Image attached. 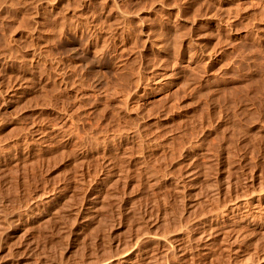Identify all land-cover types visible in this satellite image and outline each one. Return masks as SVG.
Wrapping results in <instances>:
<instances>
[{
	"label": "rangeland",
	"instance_id": "374dc122",
	"mask_svg": "<svg viewBox=\"0 0 264 264\" xmlns=\"http://www.w3.org/2000/svg\"><path fill=\"white\" fill-rule=\"evenodd\" d=\"M263 13L264 0H0V91L2 90L0 93V117L2 118H0V212L2 213V215L0 213V218H2L0 219V264H133L136 260L141 261L147 258L143 256L145 254L151 259L154 256V262L151 261V263L153 262L152 264L155 261L156 264H191V262H193L192 264H197L199 260L198 264H217L218 262V264H222V260L224 262L229 261L231 264L236 257L240 261L241 259L239 258H242V256V259H244L242 261H245L244 263L240 261L242 264L251 260L250 264H254L257 261V256L260 255L261 258H264V252H262L264 243L261 238H256L263 237V231L261 233L263 234L262 236L258 234L260 233L259 231L255 232L256 234L249 233L250 235L246 236L245 239L240 238V242L237 241L238 243L234 244L236 248V252H234V250L231 251L230 247H227L230 244L226 232H218V235V233H215L217 230L213 232V230L209 229L210 224H212L210 223V218L225 209L228 197L232 198V201L234 199L238 200L254 190L256 186L258 189L260 186L264 187V148L262 149L264 139H260L264 138V112L263 116L261 115L264 108L260 105V103L264 102V95L256 94L260 87L262 90H259V92H264L262 88V86L264 87ZM122 16H124L123 19L125 17L126 19L123 20ZM259 16L263 18V21L257 18ZM169 18L170 20L172 19L171 22L174 21L173 25L169 22ZM252 21L255 23H252ZM172 26L174 28H171ZM254 27H262L261 38L258 36L259 39H257V36H251ZM168 29L169 31H167ZM163 34H167L168 37ZM133 80L134 82H132ZM247 87L251 90L249 89L250 91H248ZM215 88H220L223 95L220 90ZM255 88L258 89L254 90ZM209 89L220 93L211 91L214 95L212 96L209 93ZM222 89L225 92L229 89L230 91L228 90L227 93H233L235 90L236 92L234 93H237L235 98L230 97V95L234 97V93H228L229 96L227 97L231 98L229 100L235 99L234 101L237 103L236 99H238L242 91H245L243 92L244 94H241L243 98L240 97L243 102L244 100H249V102L251 100L254 103L255 100H259L258 104L255 101L254 106L256 105L255 107H257L258 105L257 111L260 106L261 113L260 110L258 112L260 117L257 115L259 118H263V120H259L261 124L263 122V126L259 125V132L257 130L252 131V133L255 132V135L257 134L255 138L257 140L259 138V140H255L251 136L253 135L252 133L244 136L248 140L251 139L248 137L253 139L249 140L252 141L251 144L247 142L248 145L246 147L245 143L247 140H244L245 138L239 137L241 139L238 140L236 136L233 137L232 134H229L231 132L226 133L227 130L223 127V132H225L222 137L225 139V136H227V140L220 139V142L222 143L223 140L224 144L218 143L222 132L219 133V138L216 136L218 140L214 137L219 135L218 133H210L205 139L208 140L207 137L209 138L213 134V138L211 137L209 142L212 143L214 141L219 145L217 143L215 145L213 142L214 147L212 146L211 148V144L207 141L205 146L207 145L211 149L209 147L207 149L206 146L204 152L208 154L203 155L202 153V156H200L198 154L199 151L196 150L197 144L202 141L196 130L198 123H195L196 126H194V122H198L199 119L196 116V111L198 113L200 106L206 107L207 103L213 99V103H216L217 107L220 105L223 112L225 110V114L230 112L234 101L230 104L232 105L231 107L226 101L224 102L228 104L226 107L224 106L225 104H221L222 100L224 101L227 98L225 97L227 93L224 95L225 92ZM240 89L241 91L239 92ZM251 93H255L253 96H256L246 97L249 96L248 94L251 95ZM220 94L225 98L223 97V99H219V102H215L218 101L215 98H221ZM260 96L263 98H260ZM257 97L260 99H256ZM199 98L201 101L205 100L202 101L203 105L200 103ZM198 99L200 102H197ZM204 102H206L205 105ZM214 104L207 105L213 107H209L212 112L216 107ZM228 106L230 111L227 109ZM190 112L192 114L195 112V116H192ZM184 114L186 115V120H193V122L188 120L192 124L183 119ZM188 114L192 118H188ZM243 116L246 118V115ZM194 118L195 120L198 118L197 121H194ZM181 120H185V122L183 123ZM180 121L184 127L186 123L188 125L191 124L190 128L188 125L186 126L192 131V134L194 133L193 138H190L192 137L191 131L186 130V127L180 131V127H182ZM185 131L186 133H184ZM181 133H184L185 136ZM151 135H153L152 138L157 136L156 139L158 141L155 140L154 142L150 137ZM186 135L188 136L186 137ZM230 135L234 140H238H232L235 146H229L231 142ZM182 136L184 137L182 138ZM141 138L143 142L145 141L144 143ZM186 138L187 141L188 138L191 139L189 140L190 142H186ZM148 139L150 140V146L153 142L152 147H148L149 144H146ZM165 139H168V142ZM183 139H185V142L182 141ZM138 140L141 141L139 143L140 146L138 145ZM161 141L165 142L163 144L165 147H162L164 150L161 148ZM193 141L197 143V146H195ZM225 141H230L227 142L228 144L226 143L229 148H225ZM181 142L182 144L185 143V145H181ZM191 142L192 144L194 143L196 148L191 146ZM142 143L144 145H141ZM186 143L190 145L188 146ZM239 143H244V146ZM252 143L255 146L259 145L261 149L259 150L260 147L256 146L258 149L256 148L257 150H255ZM135 144L141 151L145 146L142 151L143 156L140 150L135 148ZM236 144L245 149L242 148L241 151L240 147L238 151L239 147ZM217 145L218 147L215 148ZM182 146H186L188 149ZM156 147L159 148L158 151L161 148L160 152H163H155L157 150ZM169 147L175 150L171 151ZM222 147L225 148V151L221 149ZM233 147L234 150L231 149ZM213 148L215 152L217 151L216 153L212 150ZM217 148L219 150H215ZM235 148L237 151H235ZM248 148L252 149L251 153L253 155L246 150ZM151 149H154V151ZM228 149L232 151V156L236 153L238 157L236 154L235 158L230 156V153L227 155L228 152L226 151ZM124 150L125 153L122 152ZM135 150L138 155H136ZM210 150L215 155H218L219 159L214 154L210 156L212 154L209 153L211 152ZM164 151L166 153L171 151L169 153L171 156H168ZM242 153H244V156ZM222 154L224 155L222 156ZM161 155H166L167 157H161ZM251 156L253 160L255 159L254 161L248 160ZM133 157L137 161H134ZM159 157H161L160 160ZM221 158H223V161ZM230 158L238 163L243 161V164L240 162L243 167ZM237 158H240V160L237 161ZM245 158L246 161H244ZM231 160L233 163H231ZM247 161L248 163H246ZM227 162L230 164L228 165ZM255 162L261 166H257ZM253 163L254 165H252ZM140 164L144 166L140 167ZM239 165L241 168H239ZM247 166L250 169H254L252 171L255 173L250 172L251 170L248 168L249 171L246 168ZM129 167L130 169L128 170ZM238 169L241 171L243 169V171L240 172ZM246 169L247 172L244 171ZM261 171L262 175L260 177ZM244 172L248 173L247 176L252 174L251 177L245 176L247 181L243 179L244 175H246ZM148 173L151 174L149 175ZM201 173H204L206 178ZM200 174L202 177L199 176ZM232 174L234 175L233 177ZM238 176L242 178L239 179ZM219 177L222 183H219ZM214 179H219V182ZM215 182L221 185H218V187ZM256 182H259V184ZM228 184L227 189L225 186ZM233 184L236 189L231 190V187L235 188ZM250 184L251 187L253 184L254 188L251 191ZM220 186H223V189H220ZM245 186L249 188L247 192H245ZM216 188L219 189L218 193H215ZM226 190L229 191L226 192ZM220 191L227 195L222 194ZM224 197L227 203L223 202L225 200ZM41 202H44V204ZM216 202L219 204L222 202V206L217 207L218 204ZM223 205L224 209L221 208ZM210 208L213 209L211 210ZM213 210L217 211L214 212ZM210 214H213V216ZM197 217L199 219H196ZM3 218L6 220H3ZM180 220L182 224L178 223ZM175 221L178 224L175 225ZM207 222L209 225H207ZM201 223L205 224L206 227H203ZM195 226L197 227L195 228ZM184 227L188 228L185 229ZM207 227L208 229H205ZM202 229L207 232H204L205 236L203 235L207 242H203L201 238H199L200 242L197 240L202 233ZM165 234H169L167 236L176 242V245L182 241L180 242L181 245L179 244L181 251L188 244H192L193 246L191 245V247L193 249L188 250L190 247L188 245L185 248H188L187 253L185 249L182 251L183 253L180 250L176 252L172 249L170 250L169 241H165L167 240ZM206 234H211V238ZM222 235H225L226 238L222 237ZM155 236L157 237L155 238ZM214 237L216 240H213ZM204 238L202 239L204 240ZM161 239L165 242V245ZM222 239H226L227 242L222 241ZM256 239L262 242L259 243V245L262 244L260 247L258 242L255 243ZM158 240L160 241L159 243ZM247 240L251 245L247 243ZM137 242H140L139 246ZM174 242L172 244H175ZM184 242H186V245H184ZM225 244L229 249H227L228 252L231 251L227 256H230V258L234 257V259L227 258L226 249L222 248L225 247ZM183 245L185 246L184 248ZM247 245L250 246V249ZM257 245L258 248H254ZM239 247L242 251L237 249ZM212 248L217 251V255L221 251L225 253H222L224 257L219 255L221 258L223 257L222 260ZM165 249L166 252L170 250L166 255ZM255 249L262 253L258 251L257 253ZM202 250L203 252L206 251L204 252L205 254L201 253ZM244 250L245 252L243 253ZM249 251L255 252L254 262L251 259L253 254H247ZM180 252L183 256L186 253L184 256L186 259L183 258L182 254L178 255ZM207 252L212 258L210 255L208 256ZM237 252L239 253L237 254ZM234 253L235 255H233ZM139 256L141 258H138ZM166 257L169 258L168 261H166ZM201 257L204 258L202 259ZM225 257L227 258L226 260H224ZM128 258L134 260L131 261ZM245 258L246 260H251L246 261ZM119 259L122 263H119ZM125 259L130 261L123 263ZM187 259L189 262H187ZM214 259L219 261L216 260L214 262ZM206 260H210V262L208 261V263ZM230 260L233 261L231 262ZM238 260L237 262H239ZM260 260L255 262V264L258 262V264H264V260ZM138 261L134 264H139ZM237 262L235 260L234 264Z\"/></svg>",
	"mask_w": 264,
	"mask_h": 264
},
{
	"label": "bare ground",
	"instance_id": "6f19581e",
	"mask_svg": "<svg viewBox=\"0 0 264 264\" xmlns=\"http://www.w3.org/2000/svg\"><path fill=\"white\" fill-rule=\"evenodd\" d=\"M205 1H206V0H205ZM10 2H11V1H10ZM15 2H16V1H15ZM23 2H24V1H23ZM167 4H168V3H167ZM14 5H15V4H14ZM201 7H202V6H201ZM207 7H208V6H207ZM51 10H52V9H51ZM201 13H202V12H201ZM107 14H108V13H107ZM121 14H122V13H121ZM263 14H264V13H263ZM263 14H262V16H263ZM122 15H123V14H122ZM195 15H196V14H195ZM107 16H108V15H107ZM176 16H177V15H176ZM116 17H117V16H116ZM123 17H124V16H122L121 18L123 19ZM142 17H143V16H142ZM107 18H108V17H107ZM127 18H128V16H127ZM176 18H177V17H176ZM178 18H179V17H178ZM251 18H252V17H251ZM257 18H260V20L262 19V21H263V18H261L260 16L257 17ZM116 19H117V18H116ZM118 19H119V18H118ZM122 19H121V20H122ZM124 19H126V17H125ZM124 19H123V20H124ZM146 19H147V18H146ZM167 19H168V18H167ZM110 20H111V19H110ZM112 20H113V19H112ZM127 20H128V19H127ZM160 20H161V19H160ZM164 20H165V19H164ZM169 20H170V18H169ZM169 20H168V21H169ZM171 20H172V19H171ZM171 20H170L169 22H171ZM250 20H251V19H250ZM254 20H255V18H254ZM114 21H115V20H114ZM125 21H126V20H125ZM175 21H176V19H175ZM108 22L110 23V21H108ZM111 22H112V21H111ZM116 22H117V21H116ZM118 22H119V21H118ZM121 22H122V21H121ZM121 22H120V23H121ZM126 22H127V21H126ZM128 22H129V21H128ZM163 22H164V21H163ZM173 22H174V21H173ZM173 22H171L172 25H173ZM253 22H254V21H252V23H253ZM258 22H259V21H258ZM260 22H261V21H260ZM263 22H264V21H263ZM250 23H251V22H250ZM254 23H255V22H254ZM256 23H257V22H256ZM110 24H111V23H110ZM112 24H113V23H112ZM114 24H115V23H114ZM166 24H167V22H166ZM174 24H175V23H174ZM178 24H179V23H178ZM120 25H121V24H120ZM163 25H164V24H163ZM175 25H176V24H175ZM249 25H250V24H249ZM252 25H253V24H252ZM254 25H256V24H254ZM263 25H264V24H262V26H263ZM161 26H162V25H161ZM257 26H258V25H257ZM102 27H103V26H102ZM102 27H101V28H102ZM114 27H115V26H114ZM148 27H149V26H148ZM163 27H164V26H163ZM179 27H180V26H179ZM95 28H97V27H95ZM105 28L107 29V27H105ZM118 28H119V27H118ZM125 28H126V27H125ZM166 28H167V27H166ZM166 28H165V30H166ZM171 28H174V27L172 26ZM177 28H178V27H177ZM250 28H251V27H250ZM252 28H253V27H252ZM261 28H262V27H261ZM261 28H260V27H257V28L254 27L253 31L251 32V33H252L251 36H254V37L257 36V39H259L260 34H261V32H262V29H261ZM93 29H94V28H93ZM121 29H122V28H121ZM263 29H264V27H263ZM97 30H98V29H97ZM103 30H104V29H103ZM154 30H156V29H154ZM100 31H101V30H100ZM111 31H112V30H111ZM163 31H164V29H163ZM167 31H169V29H168ZM167 31H166V32H167ZM106 32H107V31H106ZM120 32H121V31H120ZM146 32H147V31H146ZM158 32H159V31H158ZM171 32H172V31H171ZM179 32H180V31H179ZM94 33H95V31H94ZM111 33H112V32H111ZM115 33H116V32H115ZM127 33H128V32H127ZM161 33H162V32H161ZM163 33H165V32H163ZM216 33H217V32H216ZM99 34H100V33H99ZM99 34H98V35H99ZM121 34H122V33H121ZM159 34H160V33H159ZM169 34H170V33H169ZM98 35H97V36H98ZM127 35H128V34H127ZM163 35H165V34H163ZM166 35H167V34H166ZM166 35H165V36H166ZM180 35H181V34H180ZM220 35H221V33H220ZM247 35H248V34H247ZM157 36H158V35H157ZM169 36H170V35H169ZM217 36H218V35H217ZM258 36H259V37H258ZM112 37H113V36H112ZM119 37H120V36H119ZM128 37H130V36H128ZM163 37H164V36H163ZM167 37H168V35H167ZM177 37H178V36H177ZM179 37H180V36H179ZM104 38H105V37H104ZM113 38H114V37H113ZM116 38H117V37H116ZM123 38H124V37H123ZM175 38H176V37H175ZM260 38H261V37H260ZM159 39H161V38H159ZM165 39H166V38H165ZM167 39H168V38H167ZM253 39H255V38H253ZM257 39H256V40H257ZM161 40H162V39H161ZM177 40H178V38H177ZM256 40H255V41H256ZM97 41H98V40H97ZM97 41H96V42H97ZM154 41H155V40H154ZM163 41H164V39H163ZM163 41H162V42H163ZM165 41H166V40H165ZM178 41H179V40H178ZM257 41H258V40H257ZM260 41H261V40H260ZM24 42H25V40H24ZM162 42H161V43H162ZM188 42H189V41H188ZM28 43H29V42H28ZM163 43H164V42H163ZM163 43H162V44H163ZM177 43H178V42H177ZM154 44H155V42H154ZM151 45H153V44H151ZM158 45H159V43H158ZM160 45H161V44H160ZM164 45H165V44H164ZM166 45H167V44H166ZM188 45H189V44H188ZM168 46H169V45H168ZM178 46H179V45H178ZM93 47H94V46H93ZM151 47H152V46H151ZM156 47H157V46H156ZM169 47H170V46H169ZM28 48H29V47H28ZM102 48H103V47H102ZM165 48H166V47H165ZM177 48H178V47H177ZM15 49H16V48H15ZM46 49H47V48H46ZM83 49H84V48H83ZM95 49H96V48H95ZM9 50H10V49H9ZM41 50H42V49H41ZM176 50H177V49H176ZM184 50H185V49H184ZM93 51H94V49H93ZM189 51H190V50H189ZM19 52H20V51H19ZM209 52H210V51H209ZM211 52H212V50H211ZM211 52H210V53H211ZM33 53H34V52H33ZM33 53H32V54H33ZM84 53H85V52H84ZM93 53H94V52H93ZM212 53H213V52H212ZM10 54H11V53H10ZM40 54H41V53H40ZM47 54H48V53H47ZM115 54H116V52H115ZM117 54H118V53H117ZM18 58H19V57H18ZM22 58H23V57H22ZM4 59H5V58H4ZM25 59H26V58H25ZM32 59H34V58H32ZM41 59H43V58H41ZM119 59H120V58H119ZM119 59H118V60H119ZM27 61H28V60H27ZM196 62H197V61H196ZM27 64H28V63H27ZM31 64H32V63H31ZM57 64H59V63H57ZM62 66H63V65H62ZM123 67H124V66H123ZM59 68H60V67H59ZM42 69H43V68H42ZM54 71H55V70H54ZM73 71H74V70H73ZM40 72H41V71H40ZM61 72H62V71H61ZM141 72H142V71H141ZM67 74H68V73H67ZM23 75H24V74H23ZM69 77H70V76H69ZM144 77H145V76H144ZM142 78H143V77H142ZM28 79H29V78H28ZM33 80H34V79H33ZM53 80H54V79H53ZM44 82H45V81H44ZM132 82H134V80H133ZM20 83H21V82H20ZM136 83H137V82H136ZM15 84H16V83H15ZM43 84H44V83H43ZM12 85H13V84H12ZM52 86H53V85H52ZM248 86H249V85H248ZM2 87H3V86H2ZM242 87H243V86H242ZM258 87H259V86H258ZM6 88H7V87H6ZM55 88H56V87H55ZM225 88H226V87H225ZM230 88H231V87H230ZM230 88H229V89H230ZM233 88H235V87H233ZM244 88H245V87H244ZM247 88H248V87H247ZM247 88H246V89H247ZM253 88H254V87H253ZM253 88H252V89H253ZM262 88L264 89L263 86H262ZM43 89H44V88H43ZM194 89H195V88H194ZM215 89L220 90V88H215ZM229 89H228V90H229ZM246 89H244V90H246ZM249 89H250V88H248V91L251 90V89H250V90H249ZM256 89H258V88H255L254 90H256ZM5 90H6V89H5ZM5 90H4V92H5ZM209 90H210V89H209ZM223 90H224V89H222V91H223ZM226 90H227V89H226ZM228 90H227V91H228ZM233 90H234V89H233ZM242 90H243V89H242ZM259 90H262L261 87H260V89H258V92H256V94L258 95V94L260 93L261 96L264 95V92H263V91H260V92H259ZM1 91H2V90H1ZM1 91H0V93H1ZM60 91H61V90H60ZM74 91H75V90H74ZM211 91H212V90H210L209 93H211ZM214 91H216V90H214ZM214 91H212V92H214ZM227 91H226V92L223 91V92H225L224 95L227 93ZM229 91H230V90H229ZM240 91H241V89L239 90V92H240ZM42 92H43V91H42ZM201 92H202V91H201ZM217 92L220 93L221 90H220V92H219V91H216V93H217ZM234 92H236V91L234 90ZM234 92H233V93H234ZM237 92H238V90H237ZM239 92H238V93H239ZM243 92H245V91H242V93H243ZM252 92H253V90H252ZM254 92H255V91H254ZM261 92H262L263 94H262ZM5 93H6V92H5ZM43 93H44V92H43ZM55 93H56V92H55ZM61 93H62V92H61ZM209 93H208V95H209ZM228 93H229V92H228ZM228 93H227V94H228ZM230 93H232V92H230ZM230 93H229V94H230ZM233 93H232V94H233ZM242 93H241V94H242ZM246 93H249V92H246ZM211 94H212V93H211ZM221 94H222V92H221ZM221 94H220V96H221ZM227 94L225 95V97L229 96V94H228V95H227ZM239 94H240V93H239ZM239 94H238V95H239ZM241 94L239 95V97L237 96L238 99L241 97ZM243 94H244V93H243ZM253 94H255V93H251V95L248 94L249 96H246V97L253 96ZM11 95H12V94H11ZM199 95H200V94H199ZM222 95H223V94H222ZM233 95H234V97H233L232 95H230V97H231V98H235L236 95H237V93H234ZM245 95H246V94H245ZM245 95H244V96H245ZM29 96H30V95H29ZM200 96H201V95H200ZM200 96H199V97H200ZM209 96H211V95H209ZM212 96H214V95L212 94ZM218 96H219V95H218ZM255 96H256V95H254L253 97H255ZM261 96H260V98H263V97H261ZM1 97H2V96H1ZM202 97H203V96H202ZM204 97H205V96H204ZM223 97H224V96H221V98H218V97H217V99H216L215 97H213V98H215V100H218V101H215V102H219V99H223ZM225 97H224V98H225ZM246 97H244V98H246ZM253 97H252V98H253ZM258 97H259V96H258ZM258 97H257L256 99H260V98H258ZM48 98H50V97H48ZM209 98H210V97H209ZM231 98H228V97L225 98L226 100H225V99H224V101L222 100L221 104H222V103L225 104V103H224L225 101H226L227 103H229V105L232 104V102H233L235 99L229 100V99H231ZM241 98H243V97H241ZM241 98H240V100L236 99V100L238 101V103H237L236 101L233 102V103H234V104H233V107L230 108L231 111H232V113H231V111L229 110V106L227 107V109L230 111V112H228V113L226 112L227 114H225V110H224V112H223V110L220 108V107H221L220 105H219V107H217V106L215 105L216 103H215V104L213 103L214 100H213L212 98H211L212 101H210V102H211L212 104H214V106L217 107V108L215 107V110H214L213 112L209 109V107H211V106H207L208 104H211L209 101H208L209 103H207L206 107H204V106L201 107V106H200V108H199V105H201V104L203 103L202 101H205V100H202V101H201L200 98H199V99H200L201 102L199 101V99L197 100V102H200L201 104L198 105V108H199V109L196 108V109L199 110L198 113H197V111H196V116H198L199 119L196 118V120H195V118H194V121H197V119H198V122H194V124H195V123H198V124H197V127H196V128H197L196 130H197L198 135L201 137L200 139H201L202 141L197 140V141H199L198 144H197L196 142L193 141V142L195 143V146L198 145L197 148L194 146V143L192 144V142H191V144H192L191 146H194V148H196V150L199 151L198 154H199L200 156H202V155H201L202 153H203V155L208 154L207 152H204L205 149H206V146H207V145L205 146V143H206L207 141H208L209 144H211V145H210L211 148H212V146H213L215 143H217V142H214V141H212V143L209 142V139H211V137L213 138V134H212L211 137H209V138L207 137L208 140L205 139V137H206L207 135H209L210 133H215V134L218 133V134H219L220 132H222V133H220L221 136H220V134L214 136V137H216V136H217V137L220 136V138L218 137V138H219L218 143L220 142V139H223V140L226 139L227 136H225V139L222 137V134L225 132V131L223 132V130H224V129H222L223 127L225 128V130L228 131V132L226 131V133L231 132V133H229V134H232L233 137L236 136V138H238V140H240L242 137H243V139L245 138L244 140H247L246 143H245V141H244L245 146L248 145L247 142H250V144H251L252 141H249V140H251L252 137L255 138V136L257 135V134L255 135V132L252 133V131H253V130H254V131H256V130L258 131V127H260L259 125L261 124L259 120H263L264 117H263V118H262V117L259 118L260 115L258 114V112H259V110H260V106H259V110L257 111V109H258V108H257L258 105H257V107H255L256 105L254 106V103H255V101H256L255 98H254V100H255L254 103H252L251 100H250V102H249V100H247V101L244 100V102H243V101L241 100ZM250 98H251V97H250ZM25 99H26V98H25ZM46 99H47V98H46ZM196 99H197V98H196ZM246 99H249V98H246ZM263 99H264V98H263ZM263 99H262V100H263ZM29 101H30V100H29ZM54 101H55V100H54ZM206 101H207V100H206ZM220 101H221V100H220ZM252 101H253V100H252ZM258 101H259V100H257L256 103H257ZM1 102H2V101H1ZM40 102H41V101H40ZM61 102H62V101H61ZM75 102H76V101H75ZM192 102H193V101H192ZM260 102H262V101L260 100ZM3 103H4V102H3ZM205 103H206V102H204V105H205ZM263 103H264V102L260 103V105H261V107L264 108V104H263ZM1 104H2V103H1ZM4 104H5V103H4ZM65 104H66V103H65ZM89 104H90V103H89ZM195 104H196V103H195ZM257 104H258V103H257ZM262 104H263V106H262ZM35 105H36V104H35ZM98 105H99V104H98ZM103 105H104V104H103ZM118 105H119V104H118ZM202 105H203V104H202ZM227 105H228V104H225L224 106L226 107ZM25 106H26V105H25ZM36 106H37V105H36ZM63 106H64V105H63ZM174 106H175V105H174ZM195 106H196V105H195ZM231 106H232V105H230V107H231ZM234 106H235V108H234ZM178 107H179V106H178ZM196 107H197V106H196ZM207 107H208V108H207ZM15 108H16V107H15ZM26 108H27V107H26ZM109 108H110V107H109ZM211 108H213V107H211ZM222 108H223V107H222ZM233 108H234V109H233ZM256 108H257V109H256ZM20 109H21V108H20ZM60 109H61V108H60ZM223 109H224V108H223ZM232 109H233V110H232ZM73 110H74V109H73ZM75 110H76V109H75ZM181 110H182V109H181ZM186 110H187V109H186ZM212 110H213V109H212ZM228 110H226V111H228ZM3 111H5V110H3ZM11 111H12V110H11ZM15 111H16V110H15ZM78 111H79V110H78ZM115 111H116V110H115ZM170 111H171V110H170ZM210 111H211V112H210ZM76 112H77V111H76ZM186 112H188V111H186ZM263 112H264V110H262V113H261V110H260L261 115L263 114ZM4 113H5V112H4ZM16 113H17V112H16ZM74 113H75V112H74ZM190 113L192 114V112H190ZM193 113H194V114H192V116H195V112H193ZM6 114H7V113H6ZM78 114H79V113H78ZM115 114H116V113H115ZM257 114L259 115V117H258ZM2 115H3V114H2ZM167 115H168V114H167ZM206 115H207V116H206ZM243 115H246V118H244ZM263 115H264V114H263ZM263 115H262V116H263ZM15 116H16V115H15ZM30 116H31V115H30ZM181 116H182V115H181ZM185 116H186V115L184 114L183 119L186 120L187 118H185ZM188 116H189V114H188ZM188 116H187V117H188ZM241 116H242L244 119H243V118L241 119ZM48 117H49V116H48ZM68 117H69V116H68ZM68 117H67V118H68ZM101 117H102V116H101ZM190 117H191V116H189L188 118H190ZM0 118H1V117H0ZM96 118H97V117H96ZM191 118H192V117H191ZM233 118H235L236 120L233 119ZM1 119H2V118H1ZM16 119H17V118H16ZM42 119H43V118H42ZM54 119H55V118H54ZM60 119H61V118H60ZM71 119H72V118H71ZM162 119H163V118H162ZM245 119L247 120L246 122H245ZM18 120H19V119H18ZM58 120H59V119H58ZM87 120H88V119H87ZM179 120H180V119H179ZM185 120H181V121H183V123H184ZM188 120H191V121L193 122L192 119H188ZM188 120H186V121H188ZM181 121H180V124L182 123ZM6 122H7V121H6ZM22 122H23V121H22ZM27 122H28V121H27ZM40 122H41V121H40ZM54 122H55V121H54ZM74 122H75V121H74ZM86 122H87V121H86ZM98 122H99V121H98ZM178 122H179V121H178ZM188 122L191 123L190 121H188ZM263 122H264V121H263ZM263 122H262V124H263ZM43 123H44V122H43ZM41 124H42V123H41ZM51 124H52V123H51ZM97 124H98V123H97ZM101 124H102V123H101ZM107 124H108V122H107ZM191 124H192V123H191ZM191 124H190V125H191ZM262 124H261V125H262ZM59 125H60V124H59ZM181 125H182V124H181ZM186 125H188V124L186 123ZM186 125H185V127H186V130H187L188 127H189L190 125H188V127H187ZM53 126H54V125H53ZM67 126H69V125H67ZM179 126H180V125H179ZM194 126H196V124H195ZM217 126H218V127H217ZM262 126H263V125H262ZM262 126H261V127H262ZM15 127H17V126H15ZM20 127H21V126H20ZM27 127H28V126H27ZM50 127H51V126H50ZM165 127H166V126H165ZM185 127H184V125H182V127H180V128H181L180 131H182V128H185ZM191 127H192V126H191ZM220 127H221V128H220ZM263 127H264V126H263ZM263 127H262V128H263ZM18 128H19V127H18ZM61 128H62V127H61ZM61 128H60V129H61ZM94 128H95V127H94ZM189 128H190V127H189ZM192 128H194V127H192ZM192 128H191V129H192ZM262 128H261V129H262ZM15 129H16V128H15ZM70 129H71V128H70ZM101 129H102V128H101ZM169 129H170V128H169ZM12 130H13V129H12ZM39 130H40V129H39ZM71 130H72V129H71ZM78 130H79V129H78ZM102 130H103V129H102ZM175 130H176V129H175ZM188 130H190V129H188ZM192 130H194V129H192ZM262 130H263V129H262ZM8 131H9V130H8ZM138 131H139V130H138ZM176 131H177V130H176ZM190 131H191V130H190ZM10 132H11V131H10ZM41 132H42V131H41ZM80 132H81V131H80ZM152 132H153V131H152ZM194 132H196V131H194ZM258 132H259V131H258ZM16 133H17V132H16ZM43 133H44V131H43ZM98 133H99V132H98ZM118 133H120V132H118ZM133 133H134V132H133ZM145 133H146V132H145ZM168 133H169V132H168ZM184 133H186V131H185ZM184 133H181V134H183V135L185 136ZM187 133H188V135H190L189 132H187ZM250 133H252L253 135H251ZM263 133H264V132H263ZM36 134H37V132H36ZM44 134H45V133H44ZM51 134H52V133H51ZM60 134H61V133H60ZM63 134H64V133H63ZM86 134H87V133H86ZM165 134H166V133H165ZM193 134H194V133H193ZM193 134H192V131H191V135H192V137H190V138H193ZM229 134H228V135H229ZM248 134H250V135L252 136V137H248V138H251V139H249V140L246 139V137H244V136H246V135L248 136ZM260 134H261V133H260ZM31 135H32V134H31ZM92 135H93V134H92ZM148 135H149V134H148ZM148 135H147V138H148ZM188 135H186V137H187ZM191 135H190V136H191ZM196 135H197V134H196ZM224 135H225V134H224ZM224 135H223V136H224ZM226 135H227V134H226ZM250 135H249V136H250ZM262 135H263V134H262ZM17 136H18V135H17ZM51 136H53V135H51ZM75 136H76V135H75ZM96 136H97V135H96ZM130 136H131V135H130ZM142 136H143V135H142ZM144 136H145V135H144ZM152 136H153V135H151L150 137L152 138ZM184 136H182V138H183ZM194 136H195V135H194ZM199 136H198V137H199ZM230 136H231V135H230ZM232 136H231V140H230L231 142H232V140H233V141L237 140V139L234 140V138H232ZM117 137H118V136H117ZM150 137H149V139H151ZM154 137H155V136H154ZM154 137H153L152 139H153L154 142H155V140H157V139H156L157 136H156L155 138H154ZM195 137H196V136H195ZM195 137H194V138H195ZM217 137H216V138H217ZM239 137H241V138H239ZM258 137H259V135H258ZM260 137H263V136H260ZM1 138H2V137H1ZM132 138H133V137H132ZM132 138H131V139H132ZM144 138H146V137H144ZM202 138H203L204 140H203ZM218 138H217V140H218ZM45 139H46V138H45ZM55 139H56V138H55ZM65 139H66V138H65ZM133 139H134V138H133ZM149 139L147 140L148 142H147L146 144H149V141H150ZM152 139H151V141H152ZM158 139H159V138H158ZM228 139H229V138H228ZM260 139L263 140L264 138H260ZM48 140H49V139H48ZM109 140H110V139H109ZM113 140H114V139H113ZM124 140H125V139H124ZM178 140H179V139H178ZM184 140H185V139H183L182 141H184ZM189 140H191V139L188 138V141H189ZM192 140H193V139H192ZM205 140H206V141H205ZM213 140H214V139H213ZM215 140H216V139H215ZM223 140H222V143H223ZM226 140H227V139H226ZM238 140H237V141H238ZM252 140H253V139H252ZM255 140H257V139L255 138ZM258 140H259V138H258ZM258 140H257V141H258ZM262 140H261V141H262ZM49 141H50V140H49ZM77 141H78V140H77ZM96 141H97V140H96ZM118 141H119V140H118ZM122 141H123V140H122ZM129 141H130V140H129ZM131 141H132V140H131ZM135 141H136V140H135ZM141 141H142V138H141ZM141 141H140V140L137 141V142H138V145H139V143H140ZM157 141H158V140H157ZM165 141L168 142V139H167V140L165 139ZM188 141H187V138H186V142H188ZM230 141H227V142H230ZM237 141H236V142H237ZM257 141H256V142H257ZM38 142H39V141H38ZM132 142H133V141H132ZM142 142H143V141H142ZM144 142H145V141H144ZM144 142H143V143H144ZM161 142H162V141H161ZM167 142H166V144H167ZM170 142H171V141H170ZM184 142H185V141H184ZM189 142H190V141H189ZM213 142H214V144H213ZM227 142L225 141V145H226ZM231 142H230L231 145L229 144V146H232V145L235 146V144H233V142H232V143H231ZM236 142H234V143H236ZM242 142H243V141H242ZM253 142H254V141H253ZM256 142H255V143H256ZM262 142H263V141H262ZM54 143H56V142H54ZM80 143H81V142H80ZM125 143H126V142H125ZM143 143H142L141 145H144ZM158 143H159V142H158ZM164 143H165V142H164ZM164 143L162 142V144H161V145H162L161 148H162V147H163V148L165 147V146L163 145ZM208 143H207V144H208ZM218 143H217V144H218ZM222 143L220 142V144H222ZM240 143H241V142H240ZM240 143H239V144H240ZM244 143H242L243 145H242V144H240V145H241V146H244ZM258 143H259V142H258ZM20 144H21V143H20ZM48 144H49V142H48ZM56 144H57V143H56ZM102 144H103V143H102ZM118 144H119V143H118ZM129 144H130V143H129ZM133 144H134V143H133ZM146 144H145V145H146ZM152 144H153V142H152ZM152 144H151V146H150V144H149L148 147H149V146L152 147ZM156 144H157V142H156ZM166 144H165V145H166ZM186 144H188V143H186ZM196 144H197V145H196ZM223 144H224V143H223ZM227 144H228V143H227ZM252 144L254 145V147H255L254 149H255V150L258 149L256 146L260 147L259 145H256V146H255L254 143H252ZM259 144H260V143H259ZM11 145H12V144H11ZM17 145H18V144H17ZM69 145H70V144H69ZM78 145H79V144H78ZM110 145H111V144H110ZM125 145H126V144H125ZM157 145H158V144H157ZM157 145H154V146H157ZM169 145H170V143H169ZM181 145H185V143L182 144V142H181ZM189 145H190V144H188V146H189ZM215 145H216V144H215ZM218 145H219V144H218ZM218 145L215 146V148L218 147ZM240 145H237V144H236V146L239 147V148H238V151H239V149H240V147H241ZM262 145H263V144H262ZM26 146H27V145H26ZM38 146H39V145H38ZM43 146H44V145H43ZM48 146H50V145H48ZM53 146H54V145H53ZM57 146H58V145H57ZM81 146H82V145H81ZM100 146H101V145H100ZM119 146H120V145H119ZM130 146H131V145H130ZM135 146H136V144H135ZM139 146H140V145H139ZM146 146H147V145H146ZM154 146H153V148H154ZM158 146H159V145H158ZM220 146H222V145H220ZM220 146H219V148H220ZM223 146H224V145H223ZM226 146H227V147H226ZM226 146H225V148H229L228 145H226ZM64 147H65V146H64ZM66 147H67V146H66ZM76 147H77V145H76ZM127 147H128V146H127ZM144 147H145V146H144ZM144 147H143V149H144ZM173 147H174V146H173ZM180 147H181V146H180ZM182 147H183V148H184V147L186 148V146H182ZM208 147H209V146H207V149H208ZM213 147H214V146H213ZM246 147H247V146H246ZM249 147H250V146H249ZM15 148H16V147H15ZM41 148H42V147H41ZM47 148H49V147H47ZM72 148H74V147H72ZM104 148H105V147H104ZM109 148H110V147H109ZM123 148H124V147H123ZM135 148H136V149L138 148V149L140 150V148L137 147V146H136ZM156 148H157V150H155V152H160V151L163 149V148H162V149L160 148V151H158L159 148H158V147H156ZM166 148L168 149V147H166ZM169 148H170V147H169ZM191 148H192V147H191ZM194 148H192V149H194ZM209 148H210V147H209ZM211 148H210V149H211ZM219 148H217V149H215V150H219ZM225 148L222 147L221 149H222V150L224 149V151H225ZM242 148H244V147H241V151H242ZM252 148H253V147H252ZM256 148H257V149H256ZM263 148H264V146L262 147V149H263ZM23 149H24V148H23ZM68 149H69V148H68ZM80 149H81V148H80ZM90 149H91V148H90ZM113 149H114V148H113ZM115 149H116V148H115ZM126 149H127V148H126ZM143 149H142V151H143ZM167 149H166V150H167ZM170 149H171V151H174V150H175V149L172 150V148H170ZM170 149H169V150H170ZM186 149H188V148H186ZM231 149L234 150V147L231 148ZM235 149H236V148H235ZM244 149H245V148H244ZM260 149H261V147L259 148V150H260ZM3 150H4V149H3ZM17 150H18V149H17ZM54 150H55V149H54ZM65 150H66V149H65ZM127 150H128V149H127ZM133 150H134V149H133ZM146 150H147V149H146ZM151 150H152V149H151ZM163 150H164V149H163ZM212 150L214 151V148H213ZM246 150H247L248 152H250V154H252V153H251V152H252V149H251V148H248V149H246ZM249 150H250V151H249ZM142 151L140 150V153H142V156H143V152H142ZM149 151H150V150H149ZM152 151H154V149H153ZM171 151H169V153H170ZM188 151H189V150H188ZM191 151H192V150H191ZM198 151H197V152H198ZM210 151H211V150H210ZM213 151H211V152L208 151V152H209V153H212ZM229 151H230L229 149H228V151H226V152H228L227 155H229V153H230V156H232V154H233V153H231L232 151H230V152H229ZM235 151H237V149H236ZM235 151H234V153H235ZM241 151H240V152H241ZM261 151H262V150H261ZM263 151H264V150H263ZM263 151H262V152H263ZM2 152H3V151H2ZM51 152H52V151H51ZM57 152H58V149H57ZM61 152H62V150H61ZM122 152L125 153V150L122 151ZM135 152H136V150H135ZM144 152H145V150H144ZM162 152H163V151H162ZM162 152H160V153H162ZM164 152L166 153V151H164ZM167 152H168V151H167ZM195 152H196V151H195ZM214 152H215V151H214ZM216 152H217V151H216ZM216 152H215V153H216ZM218 152H219V151H218ZM258 152H259V151H258ZM258 152H257V153H258ZM49 153H50V152H49ZM52 153H53V152H52ZM71 153H72V152H71ZM120 153H121V152H120ZM124 153H123V154H124ZM132 153H134V152H132ZM138 153H139V151H138ZM146 153H147V152H146ZM146 153H145V154H146ZM151 153H152V152H151ZM165 153H163V154H165ZM169 153H166V154H168V156H171V155H169ZM173 153H175V152H173ZM178 153H179V152H178ZM190 153H191V152H190ZM192 153H193V152H192ZM204 153H205V154H204ZM219 153H220V152H219ZM219 153H218V154H219ZM222 153H223V151H222ZM246 153H247V152H246ZM58 154H59V152H58ZM105 154H106V152H105ZM112 154H113V153H112ZM112 154H111V155H112ZM152 154H153V153H152ZM175 154H176V153H175ZM196 154H197V153H196ZM213 154H214V153L210 154V156L213 155ZM235 154H236V153H235ZM235 154H234V156H235ZM243 154H244V153H242V155H243ZM248 154H249V153H248ZM1 155H2V154H1ZM8 155H9V154H8ZM54 155H55V154H54ZM91 155H92V154H91ZM95 155H96V154H95ZM136 155H138L137 152H136ZM139 155H140V154H139ZM147 155H148V154H147ZM147 155H146V156H147ZM154 155H158V154H154ZM154 155H152V156H154ZM214 155H215V154H214ZM223 155H224V154H222V156H223ZM236 155H237V157H238V154H236ZM240 155H241V154H240ZM252 155H253V154H252ZM144 156H145V155H144ZM149 156H150V154H149ZM149 156H148V157H149ZM162 156H163V155H161V157H162ZM174 156H175V155H174ZM179 156H180V155H179ZM185 156H186V155H185ZM195 156H196V155H195ZM197 156H198V155H197ZM200 156H199V158H200ZM208 156H209V155H208ZM208 156H207V157H208ZM215 156H217L216 158H218V155H215ZM219 156H220V155H219ZM222 156H221V157H222ZM230 156H229V157H230ZM234 156H232V157L235 158ZM243 156H244V155H243ZM247 156H250V155H247ZM259 156H260V155H259ZM63 157H64V156H63ZM67 157H68V156H67ZM70 157H71V156H70ZM104 157H105V156H104ZM115 157H116V156H115ZM115 157H114V159H115ZM121 157H122V156H121ZM130 157H131V156H130ZM134 157H135V156H134ZM134 157H133V159H134ZM137 157H138V156H137ZM137 157H136V158H137ZM148 157H147V158H148ZM161 157H159V160H160ZM163 157H167V156L165 155V156H163ZM191 157H192V156H191ZM203 157H204V156H203ZM203 157H202V158H203ZM212 157H214V156H212ZM229 157H227V158H229ZM240 157H242V156H240ZM253 157H254V156H253ZM262 157H263V156H262ZM46 158H47V157H46ZM49 158H50V157H49ZM105 158H106V157H105ZM139 158H140V157H139ZM139 158H138V161H139ZM143 158H145V157H143ZM150 158H151V156H150ZM152 158H153V157H152ZM154 158H157V157H154ZM192 158H194V157H192ZM195 158H196V157H195ZM197 158H198V157H197ZM210 158H211V157H210ZM210 158H209V159H210ZM214 158H215V157H214ZM224 158H225V157H224ZM251 158H252V156H251ZM251 158L248 159V160H251V161H252L253 158H252V159H251ZM254 158H256V157H254ZM263 158H264V157H263ZM72 159H73V158H72ZM110 159H111V158H110ZM119 159H120V157H119ZM121 159H122V158H121ZM162 159H163V158H162ZM209 159H208V160H209ZM218 159H219V158H218ZM221 159H222V161H223V158H221ZM230 159H232V158H230ZM24 160H25V159H24ZM84 160H85V159H84ZM117 160H118V159H117ZM135 160H136V159H134V161H135ZM140 160L142 161V159H140ZM144 160H145V159H144ZM165 160H166V159H165ZM190 160H191V159H190ZM203 160H205V159H203ZM210 160H211V159H210ZM212 160H213V158H212ZM225 160H226V158H225ZM228 160H229V159H228ZM232 160H233V159H232ZM232 160H231V163H233ZM238 160H240V158H237V161H238ZM243 160H244V159H243ZM254 160H255V159H254ZM254 160H253V161H254ZM46 161H47V160H46ZM82 161H83V160H82ZM107 161H109V160H107ZM136 161H137V160H136ZM154 161H155V160H154ZM197 161H199V160H197ZM214 161H215V160H214ZM233 161H235V163H238V162H236V160H233ZM244 161H246V158H245ZM78 162H79V161H78ZM115 162H116V161H115ZM115 162H114V163H115ZM118 162H119V161H118ZM120 162H122V161H120ZM126 162H127V161H126ZM199 162H200V161H199ZM225 162H226V161H225ZM228 162H229V161H228ZM228 162H227V163H228ZM240 162H241V161H239L238 164H240V165H241V163L243 164V161H242L241 163H240ZM263 162H264V161H263ZM25 163H26V162H25ZM93 163H94V162H93ZM114 163H113V164H114ZM127 163H128V162H127ZM130 163H131V162H130ZM134 163H135V162H134ZM137 163H138V162H137ZM143 163H144V161H143ZM147 163H148V162H147ZM171 163H172V162H171ZM176 163H177V162H176ZM219 163H220V160H219ZM227 163H226V164H227ZM235 163H234V164H235ZM246 163H248V161H247ZM250 163H251V162H250ZM94 164H95V163H94ZM105 164H106V163H105ZM113 164H112V165H113ZM135 164H136V163H135ZM138 164H139V163H138ZM144 164H145V163H144ZM149 164H150V163H149ZM192 164H193V163H192ZM196 164H197V162H196ZM198 164H199V163H198ZM211 164H212V163H211ZM213 164H214V162H213ZM220 164H221V163H220ZM220 164H218V165L220 166ZM224 164H225V163H224ZM224 164H223V165H224ZM229 164H230V163H228V165H229ZM238 164H237V165H238ZM255 164H257V163L255 162ZM53 165H54V164H53ZM80 165H81V164H80ZM107 165H108V164H107ZM109 165H110V164H109ZM112 165H111V166H112ZM155 165H156V164H155ZM214 165H216V164H214ZM221 165H222V164H221ZM240 165H239V168L243 167L242 165H241V167H240ZM244 165H245V163H244ZM248 165H249V167H251L250 164H248ZM252 165H254V163H253ZM258 165L261 166L260 164H257V166H258ZM25 166H26V165H25ZM87 166H88V165H87ZM111 166H110V167H111ZM118 166H119V165H118ZM118 166H117V167H118ZM141 166H144V165H141V164H140V167H141ZM206 166H207V165H206ZM216 166H217V165H216ZM216 166H215V167H216ZM225 166H226V165H225ZM245 166H246V165H245ZM245 166H244V167H245ZM257 166H255V167L258 168ZM106 167H107V166H106ZM114 167H115V166H114ZM134 167H135V166H134ZM137 167H138V166H137ZM197 167H198V166H197ZM223 167H224V166H223ZM249 167L247 166L246 168L248 169ZM255 167H254V168H255ZM89 168H90V167H89ZM145 168H146V167H145ZM145 168H144V169H145ZM147 168H148V167H147ZM150 168H151V167H150ZM168 168H169V167H168ZM212 168H214V167H212ZM216 168H218V166H217ZM225 168H227V167H225ZM228 168H229V167H228ZM237 168H238V167H237ZM252 168H253V167H252ZM256 168H255V169H256ZM2 169H3V168H2ZM109 169H110V168H109ZM129 169H130V167L128 168V170H129ZM144 169H143V170H144ZM192 169H193V168H192ZM202 169H203V168H202ZM219 169H220V168H219ZM221 169H222V168H221ZM233 169H234V168H233ZM247 169L244 170V171L247 172ZM249 169H250V168H249ZM249 169H248V170H249ZM6 170H7V169H6ZM87 170H88V169H87ZM119 170H120V169H119ZM135 170H137V169H135ZM141 170H142V168H141ZM156 170H157V169H156ZM156 170H155V171H156ZM190 170H191V169H190ZM195 170H196V169H195ZM198 170H199V169H198ZM209 170H210V169H209ZM234 170H235V169H234ZM250 170H251V171H250ZM250 170H249L250 172H254V171H252V170H254V169H250ZM148 171H149V170H148ZM215 171H217V170H215ZM222 171H223V170H222ZM228 171H229V170H228ZM238 171L242 172L243 169H242V171H241L240 169H238ZM79 172H80V171H79ZM83 172H84V171H83ZM120 172H121V171H120ZM132 172H133V171H132ZM137 172H140V171H137ZM146 172H147V171H146ZM146 172H145V173H146ZM157 172H158V171H157ZM182 172H183V171H182ZM199 172H200V171H199ZM219 172H221V171H219ZM235 172H236V171H235ZM257 172H259V171H257ZM133 173H134V172H133ZM151 173H152V172H151ZM151 173H150V174H151ZM213 173H214V172H213ZM221 173H222V172H221ZM224 173H225V172H224ZM224 173H223V174H224ZM254 173H255V172H254ZM119 174H120V173H119ZM148 174H149V173H148ZM150 174H149V175H150ZM201 174L204 175V173H201ZM201 174H200L199 176H201ZM217 174H218V172H217ZM240 174H241V173H240ZM240 174H239V175H240ZM244 174H246V173L244 172ZM247 174H248V173H247ZM247 174L244 175V178H243L244 180H246V179H245V176H247ZM256 174H257V173H256ZM25 175H26V174H25ZM168 175H169V174H168ZM181 175H182V174H181ZM197 175H198V174H197ZM220 175H221V174H220ZM220 175H219V176H220ZM224 175H225V174H224ZM224 175H223V176H224ZM251 175H252V174H251ZM251 175H249V176L251 177ZM261 175H262V171H261L260 177H261ZM263 175H264V174H263ZM86 176H88V175H86ZM119 176H120V175H119ZM129 176H130V175H129ZM141 176H142V175H141ZM163 176H164V175H163ZM194 176H195V175H194ZM194 176H193V177H194ZM204 176H205V175H204ZM217 176H218V175H217ZM233 176H234V175L232 174V177H233ZM235 176H237V175H235ZM249 176H247V177H249ZM253 176H255V174H253ZM253 176H252V178H253ZM257 176H259V175H257ZM78 177H79V176H78ZM116 177H117V176H116ZM158 177H160V176H158ZM161 177H162V176H161ZM168 177H169V176H168ZM197 177H198V176H197ZM201 177H202V176H201ZM215 177H216V175H215ZM221 177H222V176H221ZM225 177H226V176H225ZM247 177H246V178H247ZM255 177H256V176H255ZM121 178H122V176H121ZM142 178H143V177H142ZM165 178H166V177H165ZM199 178H200V177H199ZM203 178H204V177H203ZM205 178H206V176H205ZM211 178H212V177H211ZM211 178H210V179H211ZM217 178H218V177H217ZM219 178H220V177H219ZM238 178H239V176H238ZM238 178H237V179H238ZM241 178H242V177H241ZM241 178H239V179H241ZM257 178H258V177H257ZM262 178H263V177H262ZM262 178H261V179H262ZM28 179H29V178H28ZM143 179H144V178H143ZM166 179H167V178H166ZM200 179H201V178H200ZM239 179H238V180H239ZM250 179H251V178H250ZM255 179H256V178H255ZM83 180H84V179H83ZM141 180H142V179H141ZM146 180H147V179H146ZM148 180H149V179H148ZM157 180H158V178H157ZM160 180H161V179H160ZM214 180H215V181H216V180L218 181L219 179H214ZM222 180H223V178H222ZM248 180H249V179H248ZM251 180H252V179H251ZM258 180L261 181L259 178H258ZM258 180H256V181H258ZM81 181H82V180H81ZM176 181H179V180H176ZM207 181H208V180H207ZM211 181H212V180H211ZM229 181H230V180H229ZM246 181H247V180H246ZM249 181H250V180H249ZM252 181H253V180H252ZM97 182H98V181H97ZM146 182H147V181H146ZM157 182H158V181H157ZM203 182H204V181H203ZM212 182H213V181H212ZM218 182H219V181H218ZM225 182H226V181H225ZM227 182H228V181H227ZM241 182H242V181H241ZM89 183H91V182H89ZM152 183H154V182H152ZM170 183H171V182H170ZM176 183H177V182H176ZM204 183H206V182H204ZM215 183H216V182H215ZM219 183H222V182H221V178H220V182H219ZM228 183H229V182H228ZM250 183H251V182H250ZM252 183H253V182H252ZM256 183L259 184V182H256ZM76 184H78V183H76ZM104 184H105V183H104ZM136 184H137V183H136ZM146 184H147V183H146ZM150 184H151V183H150ZM150 184H149V186H150ZM193 184H194V183H193ZM197 184H198V183H197ZM200 184H201V183H200ZM213 184H214V182H213ZM216 184H217V186H218V185H221V184H218V183H216ZM226 184H227V183H226ZM226 184H225V185H226ZM245 184H246V183H245ZM79 185H80V184H79ZM153 185H154V184H153ZM157 185H159V184H157ZM169 185H170V184H169ZM177 185H178V184H177ZM207 185H208V184H207ZM225 185H224V186H225ZM230 185H232V184L230 183ZM256 185H257V184H256ZM256 185H254V186H256ZM262 185H263V184H262ZM73 186H74V185H73ZM81 186H82V185H81ZM98 186H99V185H98ZM98 186H97V187H98ZM141 186H142V185H141ZM151 186H152V185H151ZM160 186H161V185H160ZM166 186H167V185H166ZM182 186H183V184H182ZM205 186H206V185H205ZM214 186L216 187V185H214ZM228 186H229V184H228L227 186H225V188H227ZM233 186H234V184H233ZM239 186H240V185H239ZM82 187H83V186H82ZM85 187H86V186H85ZM106 187H107V186H106ZM138 187H139V186H138ZM168 187H169V186H168ZM178 187H179V186H178ZM203 187H204V186H203ZM206 187H207V186H206ZM218 187H219V186H218ZM222 187H223V186H222ZM222 187L220 186V189H223ZM234 187H235V188H232V187H231L230 189H231V190H232V189H236V186H234ZM245 187H246V186H245ZM247 187H248V185H247ZM247 187H246V191H245V192H247V191H248L247 189H249V188H247ZM256 187H257V186H256ZM256 187H255V189H254V188H253V184H252V187H251V184H250V191L252 190V188H253L254 190H252V191L249 192L248 194L245 193L246 195H245L244 197L242 196V198H241V199H238V200L233 198L234 201H232V198H229V197H228V199H227V200H228V201H227L228 203H227V202H225V201H226V198L224 197L225 200H223V202H225V203L228 204V205H227V204L225 205V209H224V205H223V207H221V208L224 209V210L221 211V213H220V211H219L218 213L214 214V216H213V214H210V215L213 216V218H210V223H212V224H210L209 229H210V230H213V232H214V230H217L215 233H218V232H221V233L224 232V233H225V232H226V233L228 234V237H229L228 240H229V244H230V246H227V247H230L231 251L234 250V252H236V250H235L236 248L234 247V244L240 242V240H241L240 238H244V239H245V237H246V236L248 237V235H250V234H253V233L256 234V233L259 232V231H260V233H258V234H261V233L264 232V187L260 186L259 189L256 188ZM261 187H262V188H261ZM75 188H76V187H75ZM88 188H89V187H88ZM175 188H176V187H175ZM185 188H186V187H185ZM241 188H242V187H241ZM76 189H77V188H76ZM115 189H116V188H115ZM166 189H167V188H166ZM183 189H184V188H183ZM216 189H217V188H216ZM216 189H215V190H216ZM227 189H228V188H227ZM239 189H240V188H239ZM256 189H258V190H256ZM94 190H95V189H94ZM185 190H186V189H185ZM201 190H202V189H201ZM218 190H219V189H217L215 193H218V192H219ZM224 190H225V189H224ZM241 190H242V189H241ZM241 190H240V192H242ZM243 190H244V188H243ZM86 191H87V189H86ZM183 191H184V190H183ZM217 191H218V192H217ZM228 191H229V190H226V192H228ZM234 191H235V190H234ZM80 192H82V191H80ZM83 192H84V191H83ZM153 192H154V191H153ZM184 192H185V191H184ZM184 192H183V193H184ZM188 192H189V191H188ZM209 192H210V191H209ZM220 192L222 193V191H220ZM86 193H87V192H86ZM101 193H102V192H101ZM158 193H159V192H158ZM180 193H181V192H180ZM186 193H187V192H186ZM211 193H212V192H211ZM223 193H224V192H223ZM223 193H222V194H223ZM237 193H239V192H237ZM73 194H74V193H73ZM90 194H91V193H90ZM191 194H192V193H191ZM203 194H204V193H203ZM224 194H225V193H224ZM228 194H229V193H228ZM233 194L235 195V193H233ZM243 194H244V193H243ZM87 195H88V193H87ZM163 195H164V194H163ZM184 195H185V194H184ZM219 195H220V193H219ZM225 195H227V194H225ZM230 195H231V194H230ZM230 195H229V196H230ZM62 196H63V195H62ZM67 196H68V195H67ZM89 196H90V195H89ZM92 196H94V195H92ZM148 196H149V195H148ZM206 196H207V195H206ZM213 196H214V195H213ZM216 196H217V195H216ZM221 196H222V195H221ZM232 196H233V195H232ZM235 196H236V195H235ZM239 196H240V195H239ZM239 196H238V197H239ZM83 197H84V196H83ZM86 197H87V196H86ZM120 197H121V196H120ZM158 197H159V196H158ZM179 197H180V196H179ZM181 197H182V196H181ZM183 197H184V196H183ZM207 197H208V196H207ZM210 197H211V196H210ZM226 197H227V196H226ZM230 197H231V196H230ZM233 197H234V196H233ZM67 198H68V197H67ZM67 198H65V199H67ZM73 198H74V197H73ZM84 198H85V197H84ZM90 198H91V197H90ZM144 198H145V196H144ZM163 198H164V197H163ZM203 198H204V197H203ZM211 198H212V197H211ZM217 198H219V196H217ZM236 198H237V197H236ZM101 199H102V198H101ZM188 199H189V198H188ZM229 199H230V200H229ZM50 200H51V199H50ZM68 200H69V199H68ZM77 200H78V199H77ZM181 200H182V199H181ZM203 200H204V199H203ZM218 200H219V199H218ZM220 200H222V199L220 198ZM60 201H61V200H60ZM64 201H65V200H64ZM70 201H71V199H70ZM79 201H80V200H79ZM82 201H83V200H82ZM85 201H86V200H85ZM95 201H96V200H95ZM136 201H137V200H136ZM178 201H179V200H178ZM182 201H183V200H182ZM213 201H214V200H213ZM230 201H232V203H230ZM47 202H48V201H47ZM65 202H66V201H65ZM120 202H121V201H120ZM164 202H165V201H164ZM183 202H184V201H183ZM196 202H197V201H196ZM218 202H220V201H218ZM41 203L44 204V202H41ZM45 203H46V202H45ZM94 203H95V202H94ZM153 203H154V202H153ZM201 203H204V202H201ZM216 203H217V202H216ZM221 203H222V202H221ZM221 203H220V204L217 203V204H218L217 207H220ZM225 203H224V204H225ZM229 203H230V204H229ZM50 204H51V202H50ZM73 204H74V203H73ZM83 204H84V203H83ZM185 204H186V203H185ZM195 204H196V203H195ZM206 204H207V203H206ZM211 204H212V203H211ZM48 205H49V204H48ZM48 205H47V206H48ZM153 205H154V204H153ZM159 205H160V204H159ZM159 205H158V206H159ZM183 205H184V204H183ZM186 205H187V204H186ZM186 205H185V206H186ZM190 205H191V204H190ZM196 205H197V204H196ZM50 206H51V205H50ZM86 206H87V205H86ZM185 206H184V207H185ZM199 206H200V205H199ZM213 206H214V205H213ZM221 206H222V205H221ZM51 207H52V206H51ZM68 207H69V206H68ZM80 207H82V206H80ZM80 207H79V208H80ZM83 207H84V206H83ZM90 207H91V206H90ZM135 207H136V206H135ZM215 207H216V206H215ZM197 208H198V207H197ZM200 208H201V207H200ZM203 208H204V207H203ZM206 208H207V207H206ZM150 209H151V208H150ZM189 209H190V208H189ZM210 209H211V208H210ZM212 209H213V208H212ZM212 209H211V210H212ZM57 210H58V209H57ZM71 210H72V209H71ZM88 210H89V209H88ZM92 210H93V209H92ZM217 210H220V209H217ZM217 210H215V211H217ZM4 211H7V210H4ZM45 211H46V210H45ZM51 211H52V210H51ZM53 211H54V210H53ZM55 211H56V210H55ZM75 211H76V210H75ZM78 211H79V210H78ZM134 211H135V210H134ZM155 211H156V210H155ZM201 211H202V210H201ZM213 211H214V210H213ZM215 211H214V212H215ZM43 212H44V211H43ZM120 212H121V211H120ZM161 212H162V211H161ZM182 212H183V211H182ZM203 212H204V211H203ZM210 212H211V211H210ZM214 212H213V213H214ZM0 213H1V212H0ZM44 213H45V212H44ZM54 213H55V212H54ZM72 213H73V212H72ZM147 213H148V212H147ZM158 213H159V212H158ZM200 213H201V212H200ZM4 214H5V213H4ZM39 214H40V213H39ZM61 214H62V213H61ZM80 214H81V213H80ZM87 214H88V213H87ZM136 214H137V213H136ZM150 214H151V213H150ZM197 214H198V213H197ZM204 214H205V212H204ZM1 215H2V213H1ZM81 215H82V214H81ZM144 215H145V214H144ZM161 215H162V214H161ZM170 215H171V214H170ZM176 215H177V214H176ZM202 215H203V214H202ZM207 215H208V214H207ZM210 215H209V217H210ZM61 216H62V215H61ZM61 216H60V217H61ZM73 216H74V215H73ZM152 216H153V215H152ZM164 216H165V215H164ZM204 216H206V215H204ZM204 216H203V217H204ZM76 217H77V216H76ZM81 217H82V216H81ZM165 217H166V216H165ZM181 217H182V216H181ZM200 217H202V216H200ZM207 217H208V216H207ZM178 218H179V217H178ZM261 218H262V219H261ZM0 219H2V218H0ZM4 219H5V218H3V220H4ZM167 219H168V218H167ZM171 219H172V218H171ZM181 219H182V218H181ZM196 219H199V218L197 217ZM205 219H206V218H205ZM5 220H6V219H5ZM174 220H175V219H174ZM200 220H202V219H200ZM200 220H198V221H200ZM206 220H207V219H206ZM208 220H209V219H208ZM168 221H169V220H168ZM171 221H172V220H171ZM178 221H179V220H178ZM182 221H184V220H182ZM1 222H2V221H1ZM166 222H167V221H166ZM172 222H173V221H172ZM185 222H186V221H185ZM188 222H189V221H188ZM202 222H203V221H202ZM178 223H181V220H180V222H178ZM178 223H176V221H175V225L178 224ZM190 223H192V222H190ZM204 223H205V221H204ZM207 223H208V222H207ZM1 224H2V223H1ZM152 224H153V223H152ZM164 224H165V223H164ZM181 224H182V223H181ZM201 224H202V223H201ZM205 224H206V223H205ZM205 224H204V225L202 224V226L204 227ZM2 225H3V224H2ZM166 225H167V224H166ZM175 225H174V227H175ZM186 225H187V222H186ZM198 225H199V224H198ZM207 225H209V223H208ZM167 226H168V225H167ZM170 226H171V225H170ZM182 226H185V225H182ZM179 227H180V226H179ZM190 227H191V226H190ZM196 227H197V226H195V228H196ZM198 227H199V226H198ZM200 227H201V225H200ZM205 227H206V226H205ZM2 228H3V227H2ZM180 228H181V227H180ZM180 228H178V230H179ZM184 228L187 229L188 227H187V228L184 227ZM184 228H183V230H184ZM193 228H194V226H193ZM173 229H174V228H173ZM198 229H201V228H198ZM203 229H204V228H203ZM203 229L201 230L202 233H201V235H199L200 237L198 236V239H197V240L199 241V238H201V240L204 242V241H205V238L203 237V235H204L205 233H207V232H205L206 230L203 231ZM205 229H208V227L205 228ZM169 230H170V229H169ZM174 230H175V229H174ZM180 230H181V229H180ZM180 230H179V231H180ZM189 231H190V230H189ZM208 231H209V230H208ZM262 231H263V232H262ZM176 232H177V231H176ZM181 232L183 233L182 230H181ZM186 232H187V231H186ZM193 232H194V231H193ZM199 232H200V231H199ZM204 232H205V233H204ZM213 232H212V234H213ZM255 232H256V233H255ZM172 233H173V231H172ZM210 233H211V232H210ZM221 233H220V234H221ZM249 233H250V234H249ZM263 234H264V233H263ZM263 234H261V236H262ZM165 235H166V234H165ZM167 235L169 236V234H167ZM167 235H166V236H167ZM178 235H179V234H178ZM188 235H189V234H188ZM206 235L210 236L211 234H206ZM213 235H215V234H213ZM213 235H212V236H213ZM218 235H219V233H218ZM225 235H226V234H225ZM225 235H224V236L222 235V237L226 238ZM166 236H165V237H166ZM168 236L166 237L167 240H165V241H167V242L169 241L168 244H170L169 246L171 247V248H169V249H170V250L172 249L174 252L180 250V248H181V247H180V245H181L180 242H182V241L179 242L180 245H179V244L176 245V242H174L173 240L169 239L170 237H168ZM204 236H205V235H204ZM208 236H207V237H208ZM253 236H255V235H253ZM256 236H259V235H256ZM156 237H157V236H155V238H156ZM161 237H162V236H161ZM161 237H160V238H161ZM174 237H175V236H174ZM176 237H178V236L176 235ZM187 237H188V236H187ZM217 237L219 238V236H217ZM222 237H221V238H222ZM228 237H227V238H228ZM251 237H252V235H251ZM263 237H264V236H263ZM263 237H256V238H257V239H258V238H259V239L261 238L262 242L264 243V239H262ZM155 238H153V239H155ZM163 238H164V237H163ZM163 238H162V239H163ZM171 238H172V237H171ZM188 238H189V237H188ZM195 238H196V237H195ZM202 238H204V240H203ZM210 238H211V236H210ZM253 238H255V237H253ZM148 239H149V238H148ZM162 239H161V240H162ZM172 239H173V238H172ZM174 239H175V238H174ZM178 239H180V238L178 237ZM181 239H182V238H181ZM208 239H209V237H208ZM219 239H220V238H219ZM239 239H240V240H239ZM257 239H256V242H255V243L258 242V245H259V243H260L261 241L259 242ZM159 240H160V239H159ZM159 240H158V243L160 242ZM184 240H185V239H184ZM188 240H189V239H188ZM190 240H192V239H190ZM194 240H195V239H194ZM197 240H196V241H197ZM201 240H200V241H201ZM206 240H207V238H206ZM213 240H216L215 237L213 238ZM213 240H212V242H213ZM249 240H250V239H249ZM137 241H139V240H137ZM149 241H150V240H149ZM153 241H154V240H153ZM162 241H163V240H162ZM162 241H161V243H162ZM175 241H176V240H175ZM196 241H195V242H196ZM200 241H199V242H200ZM209 241H210V240H209ZM217 241H218V240H217ZM217 241H216V242H217ZM222 241L225 242L226 239H225V240L222 239ZM237 241H238V242H237ZM243 241H244V240H243ZM243 241H242V242H243ZM251 241L253 242L252 239H251ZM254 241H255V239H254ZM155 242H156V241H155ZM163 242H164V241H163ZM173 242H174L175 244H172ZM190 242H191V241H190ZM190 242H188V243H190ZM199 242H198V244H199ZM205 242H207V241H205ZM220 242H221V241H220ZM220 242H219V243H220ZM226 242H227V241H226ZM244 242H245V241H244ZM262 242H261V243H262ZM137 243H138V242H137ZM137 243H136V244H137ZM139 243H140V242H139ZM139 243H138V246H139ZM141 243H142V242H141ZM184 243H185V244H184ZM184 243H183V244L186 245V242H184ZM188 243H187V244H188ZM191 243H192V242H191ZM208 243H209V242H208ZM208 243H207V245H209ZM217 243H218V242H217ZM247 243H248V240H247ZM136 244H134V245H136ZM144 244H145V243H144ZM163 244L165 245V242H164ZM166 244H167V243H166ZM193 244H194V243H193ZM196 244H197V243H196ZM198 244H197V245H198ZM214 244H215V243H214ZM229 244H227V245H229ZM245 244H246V243H245ZM248 244L251 245L250 242H249ZM184 245H183V248L185 247ZM188 245H189L190 247H189V249H188V248H187V249L190 250V249L192 248V247H191L192 244H191V245L188 244ZM188 245H187L186 247H188ZM203 245H204V244H203ZM219 245H220V244H219ZM253 245L256 246V244H254V243H253ZM253 245H252V246H253ZM258 245H257V247H254V248H258ZM261 245H262V244H260L259 247H260ZM149 246H150V245H149ZM152 246H153V245H152ZM192 246H193V245H192ZM198 246H199V245H198ZM204 246H205V245H204ZM211 246H212V245H211ZM211 246H210V247H211ZM223 246H224V245H223ZM239 246H240V245H239ZM243 246H244V245H243ZM247 246H249V245H247ZM252 246H251V247H252ZM157 247H158V246H157ZM162 247H163V246H162ZM167 247H168V245H167ZM167 247H166V248H167ZM186 247H185V248H186ZM194 247H196V246H194ZM201 247H202V246H201ZM219 247H220V246H219ZM225 247H226V244H225ZM225 247H222V248L226 249L225 251H226V256H227V254L229 255V254H230L229 252H231V251L228 252L229 249H228L227 247H226V248H225ZM263 247H264V246H263ZM164 248H165V246H164ZM185 248H184V249H185ZM197 248H199V247H197ZM206 248H207V246H206ZM217 248H218V247H217ZM222 248H221V250H223ZM239 248H240V247H239ZM239 248H237V249L240 251L241 248H240V249H239ZM244 248H245V247H244ZM247 248H248V247H247ZM261 248H262V247H261ZM152 249H153V248H152ZM184 249H183L182 251H184ZM187 249H185L186 253H187ZM192 249H193V248H192ZM201 249H204V248H201ZM201 249H200V250H201ZM207 249H208V248H207ZM212 249H213V248H212ZM227 249H228V250H227ZM249 249H250V246H249ZM262 249H263V248H262ZM262 249H261V250H262ZM144 250H145V249H144ZM170 250H167V252L170 251ZM208 250H210V249H208ZM213 250H214V249H213ZM245 250H246V249H245ZM245 250L243 251V253L245 252ZM251 250H254V249H251ZM255 250H256V249H255ZM180 251H181V250H180ZM182 251H181V252H182ZM219 251H220V249H219ZM219 251H218V252H219ZM241 251H242V250H241ZM247 251H248V249H247ZM257 251H258V252H261V251H259L258 249L256 250V252H257ZM136 252H137V251H136ZM139 252H140V251H139ZM157 252H158V251H157ZM167 252H166V249H165V255L167 254ZM181 252H180L178 255H180V254L183 253V252H182V253H181ZM204 252H206V251H204ZM204 252H203V250L201 251V253H204ZM214 252H216V255H217V251L214 250ZM227 252H228V253H227ZM258 252H257V253H258ZM262 252H264V249H263ZM262 252H261V253H262ZM146 253H147V252H146ZM154 253H155V251H154ZM168 253H169V252H168ZM184 253H185V252H184ZM186 253H185V255H186ZM193 253H194V252H193ZM207 253H208V252H207ZM219 253H220V252H219ZM219 253H218V254H219ZM222 253H223V252L221 251V253H220L219 255H220V256H223V254H225V253H223V254H222ZM238 253H239V252H237V254H238ZM240 253H241V252H240ZM246 253H247V252H246ZM251 253H252V252L249 251V253H247V254H250V255H251ZM150 254H151V253H150ZM170 254H171V252H170ZM204 254H205V253H204ZM221 254H222V255H221ZM237 254H236V255H237ZM252 254H253V255H251V256L254 257V256H255V255H254L255 252L252 253ZM136 255H137V254H136ZM141 255H142V254H141ZM153 255H154V254H153ZM161 255H162V254H161ZM172 255H173V254H172ZM175 255H177V254H175ZM178 255H177V256H178ZM185 255H184V256H185ZM198 255H199V254H198ZM201 255H202V254H201ZM209 255H210V254L208 253V256H209ZM219 255H217V256L220 257ZM233 255H235V253H234ZM233 255H231V256H233ZM256 255H259V254H256ZM261 255H262V254H261ZM137 256H138V255H137ZM137 256H135V257H137ZM143 256H145V257H147V258H144V257H143L144 259H142L141 261L136 260V261L139 262V264H152V263L154 262V260H153V259H154V256H152L153 259H151L150 257H148V255L146 256V254L143 255ZM156 256H157V254H156ZM159 256H160V255H159ZM163 256H164V255H163ZM170 256H171V255H170ZM170 256H169V257H170ZM182 256H183V254H182ZM184 256H183V258H184ZM202 256H203V255H202ZM204 256H205V255H204ZM208 256H207V254H206V258H207ZM210 256H211V255H210ZM217 256H215V257H217ZM239 256H240V255H239ZM251 256H249V257L251 258ZM124 257H125V256H124ZM167 257H168V256H167ZM167 257H166V258H167ZM172 257H175V256H172ZM196 257H197V256H196ZM198 257H199V256H198ZM215 257H214V258H215ZM218 257H217V258H218ZM223 257H224V256H223ZM223 257H222V258H223ZM253 257H252L251 259H253V262H254L255 257H254V258H253ZM262 257H263V256H262ZM138 258H141V257L139 256ZM138 258H137V259H138ZM162 258H163V257H162ZM180 258H181V257H180ZM201 258H202V257H201ZM203 258H204V257H203ZM203 258H202V259H203ZM211 258H212V256H211ZM211 258L209 257V259H211ZM220 258H221V257H220ZM220 258H219V260H220ZM222 258H221V260H222ZM227 258H230V256H229V257L227 256ZM227 258L225 257L224 260H226ZM231 258H232V257H231ZM231 258H230V259H231ZM236 258H237V257H236ZM236 258H235V259H234V257L232 258V259H234V262H235V260H236V262H237L238 259H236ZM242 258H243V256H242ZM242 258H239V259H241L240 261L244 263L245 261H242V260H244V259H242ZM128 259H131V258H128ZM128 259H125V260L123 261V263H126V262L130 261V260H128ZM156 259H157V258H156ZM156 259H155V260H156ZM168 259H169V258H167V260H166V259H165V260L168 261ZM172 259H174V258H172ZM172 259H171V260H172ZM184 259H186V258H184ZM188 259H189V258H188ZM188 259H187V262H189ZM191 259H192V258H191ZM198 259H200V258H198ZM251 259H250V260H251ZM256 259H257V261H259L260 259H261L262 261L264 260V258H261L260 255L257 256ZM133 260H134V259H133ZM133 260L131 259V261H133ZM211 260H212V259H211ZM214 260H215L214 262H216V260L219 261L218 259H214ZM245 260H246V258H245ZM247 260L250 261L249 259H247ZM247 260H246V261H247ZM261 260H260V261H261ZM118 261H119V263H122V261H121L120 259H119ZM120 261H121V262H120ZM136 261L133 262V264L136 263ZM151 261H153V262L151 263ZM178 261H179V260H178ZM193 261H194V260H193ZM208 261L210 262V260H206V262H208ZM227 261H228V260H227ZM230 261H231V260H230ZM232 261H233V260H232ZM232 261H231V262H232ZM238 261H239V260H238ZM240 261L237 262V263H235V264H238V263L242 264ZM251 261H252V260H251ZM251 261H250V262H251ZM257 261H255V262H257ZM158 262H159V261H158ZM161 262H163V261H161ZM169 262H170V261H169ZM171 262H172V261H171ZM179 262H180V261H179ZM179 262H176V263H179ZM181 262H182V260H181ZM199 262H200V260L198 261V263H199ZM201 262H202V261H201ZM206 262H205V263H206ZM209 262H208V263H209ZM211 262L213 263V261H211ZM223 262H224V261L222 260L221 263L223 264ZM234 262H232V263L234 264ZM250 262H247V263L250 264ZM255 262H254V264H255ZM97 263H98V262H97ZM108 263H109V262H108ZM110 263H111V262H110ZM164 263H166V262H164ZM192 263H193V262H191V264H192ZM198 263H197V264H198ZM203 263H204V261H203ZM218 263H219V262H218ZM218 263H217V264H218ZM225 263H226V264H227V263L230 264L229 261H228V262L225 261L224 264H225ZM232 263H231V264H232ZM247 263H245V264H247ZM258 263H259V262H258ZM258 263H257V264H258ZM137 264H138V263H137ZM154 264H156V261H155ZM167 264H168V263H167ZM179 264H180V263H179ZM206 264H207V263H206ZM210 264H211V263H210ZM215 264H216V263H215Z\"/></svg>",
	"mask_w": 264,
	"mask_h": 264
}]
</instances>
